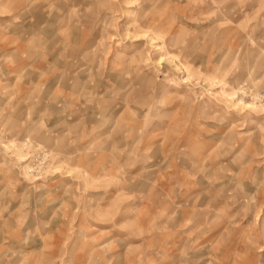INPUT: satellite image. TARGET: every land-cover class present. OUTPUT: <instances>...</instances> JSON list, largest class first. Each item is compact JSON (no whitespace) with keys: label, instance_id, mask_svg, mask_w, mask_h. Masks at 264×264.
Listing matches in <instances>:
<instances>
[{"label":"rangeland","instance_id":"rangeland-1","mask_svg":"<svg viewBox=\"0 0 264 264\" xmlns=\"http://www.w3.org/2000/svg\"><path fill=\"white\" fill-rule=\"evenodd\" d=\"M0 264H264V0H0Z\"/></svg>","mask_w":264,"mask_h":264}]
</instances>
